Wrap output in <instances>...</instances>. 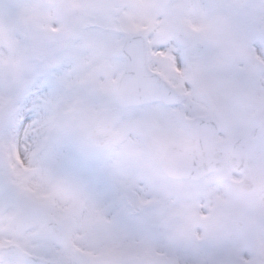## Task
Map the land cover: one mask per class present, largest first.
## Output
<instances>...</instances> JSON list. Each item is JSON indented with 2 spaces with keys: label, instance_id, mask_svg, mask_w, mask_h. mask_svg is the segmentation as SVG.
<instances>
[{
  "label": "snow or ice",
  "instance_id": "6c2138e0",
  "mask_svg": "<svg viewBox=\"0 0 264 264\" xmlns=\"http://www.w3.org/2000/svg\"><path fill=\"white\" fill-rule=\"evenodd\" d=\"M0 264H264V0H0Z\"/></svg>",
  "mask_w": 264,
  "mask_h": 264
}]
</instances>
